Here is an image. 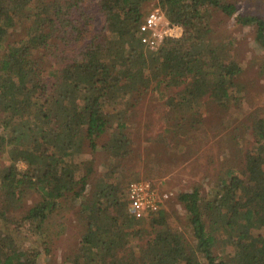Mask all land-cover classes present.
<instances>
[{
	"label": "trees",
	"instance_id": "obj_1",
	"mask_svg": "<svg viewBox=\"0 0 264 264\" xmlns=\"http://www.w3.org/2000/svg\"><path fill=\"white\" fill-rule=\"evenodd\" d=\"M151 1L0 0V46L6 44L0 59V154L6 164L0 169V218L5 210L20 214L7 222L15 234L0 240V264H41L59 235L53 215L66 198L78 203L84 222L62 264H227L213 253L221 242L232 246V264H264V115L258 111L247 118L253 143L241 167L220 169L206 195L195 188L177 196L188 212L193 244L172 232L162 208L144 219L129 215V181L111 161V178H94L89 186L93 168L84 169L85 145L95 150L106 136L100 148L113 163L127 156V117L151 91L187 121L200 101L240 102L233 88L242 67L231 42L214 38L207 23L211 10L233 17L235 4L158 0L183 33L153 52L138 34ZM98 15L101 33L90 36L88 26ZM235 19L253 26L264 48V20ZM81 37L87 38L82 45ZM172 87L178 91L168 96ZM28 193L40 200L25 211Z\"/></svg>",
	"mask_w": 264,
	"mask_h": 264
},
{
	"label": "rangeland",
	"instance_id": "obj_2",
	"mask_svg": "<svg viewBox=\"0 0 264 264\" xmlns=\"http://www.w3.org/2000/svg\"><path fill=\"white\" fill-rule=\"evenodd\" d=\"M223 1L235 4L236 14L227 18L211 10L207 23L214 38L231 42V54L242 67L233 88L240 98L238 106L233 105V102L228 106H216L200 101L197 114L189 115L188 119L196 125L177 116L176 107L170 109L151 91L127 117L126 146L130 151L127 156L113 163V158L100 148L106 136L97 139L95 150L85 145L83 155L84 169L93 168L89 186L94 178L103 176V179H110L106 170L113 166L121 168L126 182L129 181L125 184V192L130 182L144 180L151 182L161 197L167 195L160 208L170 221L172 232L182 234L190 244H193L194 238L189 215L184 205L177 200L178 194L198 188L201 195H206L220 169L228 165L233 169L241 167L253 143V134L247 128L250 123L247 118L256 111L264 115V48L255 41V28L236 24L235 19L240 14L259 16L264 20V0ZM155 9H160L158 0L144 6L145 16ZM102 23L103 17L96 16L93 24L88 26L92 32L89 35L101 33ZM86 40L81 37L78 43L82 45ZM4 47L6 44L0 46V59L4 57ZM169 91L168 96L178 91V88L172 87ZM0 147L4 148V143L0 142ZM5 165L4 154H0V169ZM17 166L25 168L22 162H18ZM39 200V194L28 193L24 210ZM59 206L53 215L52 224L53 231H59V235L53 238L51 254L44 256L41 264H62L63 255L72 251L82 231L84 219L78 215V203L66 198L60 200ZM11 214L15 215L16 220L20 218L19 212L9 213L5 210V218H0V240L15 234L10 233L12 224H7L12 220ZM213 253L218 260L233 263L234 252L229 243L224 245L221 242Z\"/></svg>",
	"mask_w": 264,
	"mask_h": 264
},
{
	"label": "built area",
	"instance_id": "obj_3",
	"mask_svg": "<svg viewBox=\"0 0 264 264\" xmlns=\"http://www.w3.org/2000/svg\"><path fill=\"white\" fill-rule=\"evenodd\" d=\"M182 27L171 24L160 9H155L144 16L138 26L140 43L148 50H160L167 39H178ZM128 213L136 219H142L149 213L157 212L163 200L168 196H160L153 184L148 181H133L126 187Z\"/></svg>",
	"mask_w": 264,
	"mask_h": 264
}]
</instances>
